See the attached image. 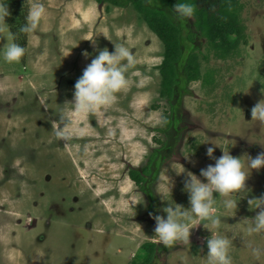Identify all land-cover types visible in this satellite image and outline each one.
Wrapping results in <instances>:
<instances>
[{
	"label": "rangeland",
	"instance_id": "374dc122",
	"mask_svg": "<svg viewBox=\"0 0 264 264\" xmlns=\"http://www.w3.org/2000/svg\"><path fill=\"white\" fill-rule=\"evenodd\" d=\"M20 1L27 12L34 2ZM239 1L241 32L228 38L229 45L238 41L234 48L196 40L201 79L209 76V82H189L173 128L165 123L171 106L160 95L163 45L132 6L38 0L47 14L27 35L26 56L12 64L0 57V264H133L146 243L156 245L152 264H207L206 241L216 226L197 220L190 245L163 253L154 217L165 215L168 204L190 207L184 180L187 172L199 177L214 164L206 154L209 139L219 147L217 158L221 150L253 158L264 152V125L251 118L264 99V0ZM6 42L0 40V48ZM114 44L137 58L129 86L111 107L76 115L66 103L76 81L98 49L112 52ZM61 128L69 140L56 135ZM164 141L169 148L149 207L128 172L145 167ZM246 187L248 198L264 195V169L253 171ZM222 200L219 231L233 241V264H264L244 243L264 246V235L249 237L237 223L256 212L247 199L231 211Z\"/></svg>",
	"mask_w": 264,
	"mask_h": 264
},
{
	"label": "clouds",
	"instance_id": "9594fccd",
	"mask_svg": "<svg viewBox=\"0 0 264 264\" xmlns=\"http://www.w3.org/2000/svg\"><path fill=\"white\" fill-rule=\"evenodd\" d=\"M148 2L151 3V0ZM172 11L177 19L186 20L195 15L196 7L190 2L176 3ZM46 14L45 5L34 0L18 33L24 35L35 33ZM10 16L7 0H0V40L10 41L0 48V57L12 64L21 62L26 56L27 49L16 42L18 34L13 32L6 22V18ZM97 51L98 54L91 59V63L74 85L73 101L66 102L72 106L75 114L81 117L114 105L118 94L129 86L127 74L137 63L133 51L123 44H114L112 52L107 48ZM83 55L88 58L90 54L84 52ZM251 118L252 121L264 125V99L258 101L251 109ZM56 135L64 140L71 138V133L65 128L57 130ZM212 140L209 139L205 144L211 145L207 147L206 154L209 159L214 160V164L201 169L199 177L191 172L186 173L183 191L188 194L190 207L186 209L178 204H175V207L168 204L163 208L165 215L154 217L156 224L154 236L164 247L175 246L178 243L188 246L193 230L191 224H195L197 220L202 222L203 226L211 224L216 226L217 231L214 234L210 232L211 236L206 241L207 264H233L230 254L233 241L219 231V226L223 222L218 214L217 200L223 198V207L231 211L238 209L240 202L237 200L247 199L249 210L256 212V215L253 218H243L237 223L244 225L249 237L254 234L264 235V195L248 198L249 190L246 187V181L252 172L264 169V152L253 158L247 154L234 157L230 150H221L222 155L217 158L214 152L218 146ZM184 173L185 169L181 174ZM244 243L254 260L259 261L264 257V246L256 245L252 240Z\"/></svg>",
	"mask_w": 264,
	"mask_h": 264
},
{
	"label": "trees",
	"instance_id": "16d2710c",
	"mask_svg": "<svg viewBox=\"0 0 264 264\" xmlns=\"http://www.w3.org/2000/svg\"><path fill=\"white\" fill-rule=\"evenodd\" d=\"M96 1L119 8L132 6L141 21L162 43L163 61L158 69L161 76L160 95L167 99L172 110V115L165 119V123L167 127L175 128L178 122L176 111L182 95L188 92L186 87L189 82L198 80L206 84L209 82V76L205 75L201 79L196 40L205 39L215 49H222L224 45L234 48L238 41L229 45L228 38L240 35L242 4L239 0H151V3L148 0ZM7 2L11 13L7 23L11 26V30L18 34L16 42L26 47L27 35L19 34L18 29L25 22L27 11L22 7L20 0H7ZM183 2L193 3L196 7L192 23L189 19H177L172 11L176 3ZM192 26L198 34L191 32ZM168 148L169 145L164 141L161 148L150 155L145 167L140 170L130 169L128 172L129 179L146 195L150 205H153L155 200L152 186L158 176L164 152ZM141 248L142 253L138 255L140 261L136 260L133 264H152L156 258V245L146 243ZM167 250L165 248L161 252Z\"/></svg>",
	"mask_w": 264,
	"mask_h": 264
},
{
	"label": "flooded vegetation",
	"instance_id": "af4514ba",
	"mask_svg": "<svg viewBox=\"0 0 264 264\" xmlns=\"http://www.w3.org/2000/svg\"><path fill=\"white\" fill-rule=\"evenodd\" d=\"M151 206H152V205L149 204V207H151ZM165 248H166V249H169V247H164L163 249H165Z\"/></svg>",
	"mask_w": 264,
	"mask_h": 264
}]
</instances>
